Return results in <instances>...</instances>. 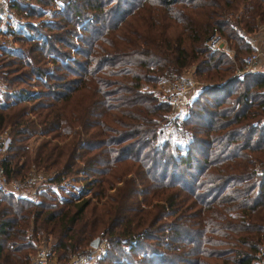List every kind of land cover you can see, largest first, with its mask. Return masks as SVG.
Wrapping results in <instances>:
<instances>
[{"label":"trees","instance_id":"1","mask_svg":"<svg viewBox=\"0 0 264 264\" xmlns=\"http://www.w3.org/2000/svg\"><path fill=\"white\" fill-rule=\"evenodd\" d=\"M22 1L11 7L41 15ZM59 2L53 19L8 29L26 47L0 46V130L11 137L0 162L11 176L30 163L56 182L79 175V198L94 199L0 194V264H27L43 236L64 262L100 232L108 248L97 264H250L264 241V97L251 95L264 77L237 71L256 50L247 36L264 26V0ZM44 30L63 33L53 41ZM213 33L231 52L206 46ZM187 66L202 86L177 129L188 138L172 145L159 122L177 128L176 118L154 87ZM33 76L43 89L28 87ZM33 135L41 139L30 158ZM163 219L194 228L166 253L146 242Z\"/></svg>","mask_w":264,"mask_h":264},{"label":"built area","instance_id":"2","mask_svg":"<svg viewBox=\"0 0 264 264\" xmlns=\"http://www.w3.org/2000/svg\"><path fill=\"white\" fill-rule=\"evenodd\" d=\"M14 1L0 0V36H2L0 38V46L2 47H12L6 37L9 34H6L7 31L3 27L6 25V21L10 19L9 17H11V5ZM205 44L211 49H220L222 47L225 51H229L224 40L216 34L206 40ZM260 56L261 52L259 50L248 53L244 58V68L238 70L237 73L257 71L264 76V60H260ZM201 86L202 84L189 74H182L170 82L165 100L170 105V117L176 118L178 129L181 128V120L187 113L191 100L196 96ZM3 96L4 90L0 88V100L3 99ZM10 142L9 130L7 128L0 130V159L7 154ZM45 171L36 166L35 163H30L23 174L11 176L7 175L0 162V194L32 197L36 192L47 189L57 192V186H62L65 180L56 182L52 180L54 173H46ZM78 186V193H80L82 183ZM98 238L97 246H89L88 249L71 255L64 262L54 261L55 263H53V260H49L51 252L48 245L45 244L36 250L27 264H94L95 260L103 257L108 248L107 239L102 232L99 233ZM250 264H264V241L257 246Z\"/></svg>","mask_w":264,"mask_h":264},{"label":"rangeland","instance_id":"3","mask_svg":"<svg viewBox=\"0 0 264 264\" xmlns=\"http://www.w3.org/2000/svg\"><path fill=\"white\" fill-rule=\"evenodd\" d=\"M22 3L27 4V6H26L27 10H29V8L31 6L35 7L36 9H40L41 10V15L39 16V15L35 14V15H31L28 18L26 13H24L25 11L24 12H16L15 9L13 7H11V12H10L11 13V15H10L11 17H9L10 19H8L6 21V25L3 27L6 31H8L9 28L13 29L19 23H24V21L31 20V21L37 23V21H40V20L53 19V17H52L53 13H55L57 11V9L61 8V3L59 2V0H53L51 3H49L47 5H44V6H41L40 4H37L36 0H23ZM37 5H39V6H37ZM0 27H1V25H0ZM66 27H67V25H66ZM47 31H48V34H47ZM43 32L46 33L51 39H53V41H58L56 36L57 35L61 36L62 33H63V32H60V33L57 32V34H55L56 32H53L52 30H46V31L44 30ZM6 34H9V35H6V37H7V39L10 42L9 45L12 46L11 48H13V47H22V48H24V47H26L28 45L27 41L15 40L14 36L11 33H9V32H6ZM213 34H216V33H213ZM213 34H211V36ZM217 36H219V35H217ZM1 37L2 36H0V38ZM220 38L224 40L225 44L229 48V46H228L227 42L225 41V39L223 37H220ZM69 39H70V41L73 44L79 45L78 42L76 41V39L71 37L70 35H69ZM53 43L55 44V46L56 45L59 46L61 48V50L65 49L70 54L71 58L72 57H76V58L81 59V56H79V55L74 53V50L72 49V47L67 48L65 46H62L58 42H53ZM206 46H207V44H206ZM220 49L224 50L222 47ZM227 52H231V49L229 48V51H227ZM49 56H50V54H48V57ZM65 60H63V61H65ZM45 64L48 67H50V69L53 67L52 63L48 59L46 60ZM71 65L73 66V64H71ZM182 74H189V75L193 76L196 80H198L200 83L202 82V81H200V78L197 77V75H195L193 73V67L192 66H187L186 68L181 69L178 72V74L174 75V78H177L178 76H180ZM35 79H37L35 76H33L31 78L32 83L28 87L33 89L34 91L40 90L41 88L43 89V86L38 85L35 82ZM171 81H172L171 78H169V80H166V78L165 79L163 78L154 87L155 88L154 91L156 93H159L160 95L163 94V96L165 95V97H166L167 90H168V87H169V84H170ZM142 86H143L144 89H152L153 88L150 85H145V84L142 85ZM0 88H3L4 93L6 92V89H5L4 85H0ZM170 113H171V109L169 111V114H167L168 118L170 117ZM165 115H166V113H165ZM159 128L162 129L161 137L163 139L164 138H168L171 141L172 145H181L182 142H184L185 139L188 138V132L185 133L183 131V133H182L180 130H177L178 128L174 127V125H173L171 120L167 119L165 121L159 122ZM40 139L41 138H40L39 135H33L30 138H28V140L26 141L27 147H28V153H29V157L30 158L34 157L35 151L37 149V146L40 143ZM76 161L79 162V159L76 160ZM39 168L42 169L43 171L46 170L45 171L46 173H51L53 171L50 168H48V169H45V168H42V167H39ZM80 177H79V175L77 176V178H76V175H71V176L64 177L63 179L65 180V182L62 184V186H59V185L57 186V188H58L57 192H54L51 189H48V191L50 193L56 194V195L61 196V197H68L70 195L73 198L77 197V199L74 200V202H76V201H78V198H79V195H80L78 193V190H79V188H78L79 186L78 185L80 183H82L80 181ZM36 194L33 195L31 198H39V196L36 195ZM86 196L87 197L89 196L90 199H94L91 196V193L90 194H86ZM86 196H81V197L85 198ZM93 201H95V200H93ZM193 230H194V228L192 226V223H191L190 219H185V220H181V221H174L172 219H163L161 222H159V223H157V224H155L153 226H149L148 227L146 242L149 245H151L154 249H156L158 251H161V252L163 251V252L166 253L170 248H172L174 246H182V245H184L186 243L187 238H189L192 235ZM39 237H40V235H39ZM40 238L41 239L38 238L37 240H34V243L36 244V248H35V251L32 254V256L35 254L36 250L38 248H40L41 246H43L45 244L48 245V248L50 246L49 245L50 244L49 240H47L48 242L46 243L44 236L40 237ZM86 249H88V247H86ZM135 257H137V254L131 253L128 256V260H133V259H135ZM122 259H123L122 261H125L126 257L123 256ZM49 260H51V261L53 260L52 261L53 263L60 262L58 260V258H57V255L56 254H52V253L49 256ZM98 262H99V260H95L94 264H97ZM103 264H114V263L110 262L109 260H105L103 262Z\"/></svg>","mask_w":264,"mask_h":264},{"label":"crops","instance_id":"4","mask_svg":"<svg viewBox=\"0 0 264 264\" xmlns=\"http://www.w3.org/2000/svg\"><path fill=\"white\" fill-rule=\"evenodd\" d=\"M250 45L261 52L260 60H264V26L257 29L252 36H247ZM242 73H252L259 74L262 76L260 72L257 71H248ZM251 95L254 100L261 99L264 97V83H259L255 85L251 90ZM58 258V256H57Z\"/></svg>","mask_w":264,"mask_h":264},{"label":"water","instance_id":"5","mask_svg":"<svg viewBox=\"0 0 264 264\" xmlns=\"http://www.w3.org/2000/svg\"><path fill=\"white\" fill-rule=\"evenodd\" d=\"M98 242H99V238L95 237L94 239L91 240L89 245L92 246V247H95V246H97Z\"/></svg>","mask_w":264,"mask_h":264}]
</instances>
